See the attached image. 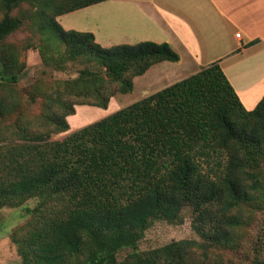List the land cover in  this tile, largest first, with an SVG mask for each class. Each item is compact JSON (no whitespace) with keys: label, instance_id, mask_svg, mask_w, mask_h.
I'll return each instance as SVG.
<instances>
[{"label":"trees","instance_id":"obj_1","mask_svg":"<svg viewBox=\"0 0 264 264\" xmlns=\"http://www.w3.org/2000/svg\"><path fill=\"white\" fill-rule=\"evenodd\" d=\"M104 1L0 0V117H16L0 132V208L39 202L34 226L13 242L23 264H118L117 254L135 248L152 221L180 222L190 208L202 260L192 253L195 242L180 240L130 255L125 264H207L209 248L236 247L239 209L261 208L264 95L246 110L214 63L49 141L69 130L74 105L107 109L116 93L133 90L134 77L179 60L167 43L105 48L91 32L65 30L57 21ZM25 5L44 61L53 52L59 68L83 66L56 83L62 91L44 95L42 114L30 122L15 92L25 65L6 43L22 27L11 13Z\"/></svg>","mask_w":264,"mask_h":264},{"label":"crops","instance_id":"obj_2","mask_svg":"<svg viewBox=\"0 0 264 264\" xmlns=\"http://www.w3.org/2000/svg\"><path fill=\"white\" fill-rule=\"evenodd\" d=\"M62 18L70 19L66 26ZM57 21L65 30L91 32L105 48L167 43L179 56L168 67L180 69L175 74L190 76L217 63L248 111L264 95V0H106ZM75 116H68L69 128L79 121L70 123Z\"/></svg>","mask_w":264,"mask_h":264},{"label":"rangeland","instance_id":"obj_3","mask_svg":"<svg viewBox=\"0 0 264 264\" xmlns=\"http://www.w3.org/2000/svg\"><path fill=\"white\" fill-rule=\"evenodd\" d=\"M30 9L25 5L13 10L12 16H17L22 21V27L10 36L6 43L13 46L18 51L20 62L24 63V69L19 81L15 86L18 96V110L23 115L25 121H34L40 116L45 108L43 103L44 95H53L62 91V87L56 85L58 81L73 79L78 75L77 71L83 66L76 63H65L63 68L56 64L53 52H46V61L41 57L40 51L44 46L40 43L39 36L31 29ZM69 18H62L61 24L66 26ZM150 67L144 75L133 78V90L127 94L116 93L110 98L107 109H97L93 112H80L79 108H96L89 105H74L75 117L70 119L79 120L70 126L67 132L53 134L49 141L61 140L69 133L80 129L90 123L98 121L113 112L122 109L142 98H145L177 81H180L190 73H177L180 71L173 67V62H162ZM152 68V69H151ZM16 117H0V132L13 125ZM68 122V117H67ZM69 123V122H68ZM77 128L73 130L74 128ZM264 193V164L258 169ZM38 199L33 198L23 202L20 206H3L0 208V264H23V259L18 250V245L13 242V235L18 240L22 239L34 226L37 217L33 209L38 206ZM261 208L255 210L251 207L242 206L238 213L241 215L243 223L236 229L237 245L231 249L219 247L209 248L207 253V264L219 262L220 264H264V199ZM234 213V212H233ZM182 220L177 223L166 221H152L144 231L142 238L135 248L122 249L117 254L118 264H125L127 260L133 258L130 255L144 257L153 249L180 240L195 242L192 253L195 258L203 259L202 249L198 246L202 240L197 236L192 228L193 213L190 208H185L181 212Z\"/></svg>","mask_w":264,"mask_h":264},{"label":"built area","instance_id":"obj_4","mask_svg":"<svg viewBox=\"0 0 264 264\" xmlns=\"http://www.w3.org/2000/svg\"><path fill=\"white\" fill-rule=\"evenodd\" d=\"M240 36V34H236V37H239Z\"/></svg>","mask_w":264,"mask_h":264}]
</instances>
